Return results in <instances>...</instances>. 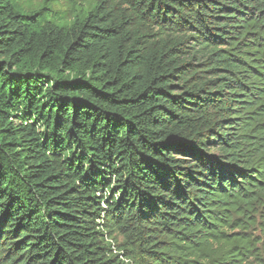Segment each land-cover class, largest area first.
I'll use <instances>...</instances> for the list:
<instances>
[{"label": "trees", "instance_id": "16d2710c", "mask_svg": "<svg viewBox=\"0 0 264 264\" xmlns=\"http://www.w3.org/2000/svg\"><path fill=\"white\" fill-rule=\"evenodd\" d=\"M23 2L0 0V264H264V0Z\"/></svg>", "mask_w": 264, "mask_h": 264}, {"label": "rangeland", "instance_id": "374dc122", "mask_svg": "<svg viewBox=\"0 0 264 264\" xmlns=\"http://www.w3.org/2000/svg\"><path fill=\"white\" fill-rule=\"evenodd\" d=\"M43 0H31V2H23L22 3V8L27 10V9H34L36 8L39 4L42 3ZM52 13H57L59 15L65 14L66 18H70V7L66 5V2L63 1H58L56 3H52L48 5Z\"/></svg>", "mask_w": 264, "mask_h": 264}]
</instances>
